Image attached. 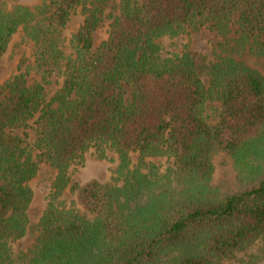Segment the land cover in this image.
<instances>
[{
	"label": "trees",
	"instance_id": "trees-1",
	"mask_svg": "<svg viewBox=\"0 0 264 264\" xmlns=\"http://www.w3.org/2000/svg\"><path fill=\"white\" fill-rule=\"evenodd\" d=\"M103 19L107 37L92 50ZM202 27L222 38L214 60L161 54L157 38ZM16 32L32 62L22 69L21 57L0 84V264H222L264 241V0H0V56ZM208 101L218 102L213 123ZM29 125L32 143L15 133ZM89 147L116 154L113 177L69 185ZM221 153L231 181L211 183ZM154 156L170 158V171L145 161ZM41 162L53 176L38 232L15 252Z\"/></svg>",
	"mask_w": 264,
	"mask_h": 264
},
{
	"label": "rangeland",
	"instance_id": "rangeland-1",
	"mask_svg": "<svg viewBox=\"0 0 264 264\" xmlns=\"http://www.w3.org/2000/svg\"><path fill=\"white\" fill-rule=\"evenodd\" d=\"M19 3L32 5L36 4L37 0H19ZM110 6V4H109ZM108 8L105 9V12H108ZM81 16L79 10H76L72 15H70L69 21L62 30V36L65 40L70 36V34L75 31L80 24ZM108 20L103 19L97 28L92 33V50L104 39L107 37V25ZM20 32L14 33L5 49V51L0 56V84L7 79L10 75L16 72V66L18 60L23 57L26 59L25 63L22 65V69L26 64H31L32 62V43L28 42L27 44H22L16 46L20 38ZM232 36V33L229 34ZM159 43L161 54L163 56H170L171 54H180L182 52H199L205 57L207 61H212L215 59V56L220 52L218 48V43L222 41V38L216 35L215 32L210 31L209 29L202 27L197 32L190 33H181L175 37L162 36L156 39ZM66 41H64V44ZM68 51V50H67ZM245 55V54H243ZM248 61V60H247ZM249 62V61H248ZM259 71L264 74V65L260 62L259 59L255 61ZM35 78L33 74L26 76L27 83L30 84ZM51 82L45 85L46 98L48 99L55 89L58 87L60 78L52 76L50 78ZM129 89L124 88V93L128 94ZM218 107V102L211 101L206 102L204 106V114L207 116L206 121L209 123L214 122L213 110ZM31 125V124H30ZM28 126L24 131L23 129L15 130V133L22 137L27 143H32L35 134L32 129V126ZM23 133H26L24 137ZM131 162L134 163L137 158L136 152L129 153ZM145 161L151 162L152 165L157 167L158 172L166 173L170 171L171 168V159L166 156H154L147 157ZM116 154L109 150L105 149L103 156H99L95 151L94 147H89L82 155V159L79 162L73 163L69 166V185H82L86 181L96 180L98 182H109L113 177L112 169L115 166ZM230 160L226 156L221 154H215L212 159V174H211V183L221 182L229 183L231 178L227 176L223 170L227 172L230 171ZM53 176L52 169L44 162L38 164V168L34 176L27 182L29 188L32 192V198L27 210L28 215V224L26 233L16 241L11 243L13 251H25L31 247L33 244L37 232H38V219L42 210L46 204V197L49 190L50 181ZM118 183V182H117ZM73 198V195L69 192L68 189L63 191V200L64 202L69 201ZM249 253H253L259 256L254 264H264V241L255 240L251 243L246 250L238 252L234 257L224 259L222 264H234L237 262V258H247Z\"/></svg>",
	"mask_w": 264,
	"mask_h": 264
}]
</instances>
